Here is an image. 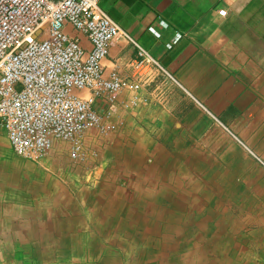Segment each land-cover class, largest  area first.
Segmentation results:
<instances>
[{
	"label": "crops",
	"instance_id": "crops-1",
	"mask_svg": "<svg viewBox=\"0 0 264 264\" xmlns=\"http://www.w3.org/2000/svg\"><path fill=\"white\" fill-rule=\"evenodd\" d=\"M97 1L105 15L131 38V41L123 38L114 40L101 59L103 74L106 76L110 69H114L127 86L114 95V111L109 121L115 127L105 131L88 129L83 136V143L96 151L95 156L83 161H91L88 169L97 167L96 164L100 166V179L95 188H99L100 197L91 196L94 190L86 192L85 196L77 195L89 202L90 219L107 220L103 228H99V233L106 240L111 241L113 233L132 240L138 237L147 240L143 241L140 253L149 258L150 263L157 256L159 258L165 246L164 241L157 238L153 248L145 231L149 220L162 221L167 216L165 220H172V224L185 221L184 225H188L183 244L179 246L173 241L172 248L180 250L182 247L180 252L184 251V256L193 257L191 264H231L229 260L233 258L235 245L225 246L215 233L202 239L203 226L197 221L187 220L186 215L190 209L206 215L210 201L206 197L207 192L217 193L221 189L215 186L207 189V183L202 181L190 184V174L201 175L206 182V178L214 173L208 169L217 164L228 165L241 174L253 173L261 166L264 168V0ZM219 9H225L223 16L217 14ZM64 29L76 37L80 45L89 48L85 36L69 25ZM176 33L177 41L167 48L165 43ZM135 44L143 48L173 80L164 77L153 64L140 61ZM134 81L140 85L132 92L128 85ZM131 93L144 98L145 102L130 105ZM98 100L95 106L100 110L105 102ZM1 149L2 139L0 159L2 156L7 159ZM66 156L68 158L66 142L52 144L46 156L41 158L50 167L42 169L40 163L36 169L32 168L31 173L27 171L28 176L34 171L29 179L38 186L25 185L20 180L25 176V169L18 170L14 166L0 167V177L6 180L7 185L21 187L30 194L38 192L28 195L30 202L35 197L38 200L39 195L43 197V201H37L39 203L56 197L49 219H63L57 208L62 207L60 203L64 198L70 201V219H78L77 212H72L76 210V198L63 184L46 183L54 181L53 176L60 171L57 166ZM116 180L121 184L116 185ZM173 186L178 187L179 194L173 191ZM20 191L24 195V191ZM151 191V196H143ZM162 198L169 200L170 206L155 204ZM132 210L139 215L134 216L135 221L127 219ZM213 213L210 215L208 212L204 217L215 219ZM204 217L201 220H205ZM26 221L14 223L17 231L3 229V233L8 234L7 238L17 239V250L21 253L27 250L29 254L44 259L51 253L62 257L67 251L79 250V241L70 237L63 245V232L59 225L53 232L55 237L48 239L51 244L48 243L47 248L34 244L27 246ZM70 227L73 228V224ZM167 229L164 230L166 234ZM65 231L75 235L73 229ZM160 231L157 228L153 233L159 234ZM254 235L246 233L244 236L256 239V255L264 256L263 229ZM2 237L6 238L5 235ZM190 239L195 240L194 245L188 243ZM101 262L106 264L107 261ZM182 263L186 264V261ZM108 264L113 263L109 261Z\"/></svg>",
	"mask_w": 264,
	"mask_h": 264
},
{
	"label": "built area",
	"instance_id": "built-area-1",
	"mask_svg": "<svg viewBox=\"0 0 264 264\" xmlns=\"http://www.w3.org/2000/svg\"><path fill=\"white\" fill-rule=\"evenodd\" d=\"M217 14L223 16L225 9ZM65 25L85 36L89 48L69 35ZM119 38L131 41L97 0H0V126L15 155L38 161L59 141L67 143L73 163L96 155L83 143L84 133L115 127L109 121L114 95L127 86L114 69L105 76L101 66L109 45ZM177 39L176 33L165 46ZM135 46L140 61L173 80ZM139 85L134 81L128 86L133 92ZM98 99L105 102L100 110ZM139 101L145 99L130 94V105Z\"/></svg>",
	"mask_w": 264,
	"mask_h": 264
},
{
	"label": "rangeland",
	"instance_id": "rangeland-1",
	"mask_svg": "<svg viewBox=\"0 0 264 264\" xmlns=\"http://www.w3.org/2000/svg\"><path fill=\"white\" fill-rule=\"evenodd\" d=\"M0 139H2L3 142V149L1 150L6 153L7 157V159H4L5 156H2L3 158L0 159V167L10 168V166H14L15 169L18 167V170L25 169V176L20 178V180L27 186H38L29 179V176L32 175L34 171L29 176L28 174L31 173L32 168L36 169L40 163L43 165L42 169L49 168L50 166L44 162V159L39 161L25 160L10 151L1 126ZM89 148H91V146H89ZM90 163L91 161L73 163L66 156V159L57 166L60 171L53 176L54 181L46 182L50 183V185L52 182L56 183V185L63 184L67 192L73 198H76V210L73 209L74 211L72 212H77L78 219H70L71 205L68 198H64L63 202L61 201L62 203H60L62 207L57 208V211L63 219H49L51 208L56 204L54 203L56 197L51 198L54 202L50 200L47 201L48 203H39L37 202L38 200L43 201V197L39 195L38 200L36 197L35 199L33 198L35 200V205H33L32 202L34 200L30 202L28 195H34L38 192L30 194L26 189L24 191L21 187L7 185V182L5 183L6 180L0 177V210H2V213H0V264H100L103 260L107 261L106 264H108L109 261L113 264H171L172 262H176L175 264H185L182 263L184 261H186V264L192 263L193 257H188V259L183 255L184 251H182L183 253L180 252L182 247L180 250L179 248H172L175 243L179 246L183 244L188 225H184L185 221L172 224V220H165L167 216H165L162 221L149 220V226L145 231V235L147 233V236L151 238V245L153 248H155V244L158 241L157 238L164 241L163 246H165V250L161 251L159 258L158 256L154 258L156 260H154V262L150 263L149 258L142 256L140 253V249L144 246L143 241L147 240H142L140 237L132 240L119 233H113L111 235V241L106 240L103 235L99 233V228L104 226L107 220L97 221L90 219L91 208L89 202H86L84 197L81 199L78 196H85L86 192L94 190L91 196L95 194L96 198L100 197L99 188L95 190L100 179V166L96 164L97 167L88 169ZM21 164H24V167ZM244 166H246V162H244ZM259 169L264 168L261 166L257 171L254 170L253 173L241 174L236 173L237 171L235 169L232 170L228 165L217 164L213 168L208 169V171L214 172V175H209L210 177L206 178V182H203L205 177H201V175H197L196 173L190 174L192 177L190 179V184L196 182L194 183L195 185L197 181H202V183L209 184L205 186L207 189L213 188L214 186L221 189L220 192L216 193L212 191V193L207 192L206 194V197L210 200L208 201L209 210H206V215H208V212H210L211 215L213 211L215 212L213 213V215L216 216L215 219L218 220H215L212 216L207 218L204 217L206 216L204 212H200V214L194 213L193 209H190V212H188L189 214L186 213V215L187 220L197 221L203 226V234L201 233L202 239L203 237H207L206 235L211 236L212 233H215L225 246L226 244L232 243L235 245L236 248L232 250L233 258L229 260L231 264H264V256L256 255L258 249H256L254 245L256 239L253 238L255 237L254 233L256 231L262 229L264 231V170L260 171ZM29 170L30 172L27 173ZM66 174L67 177L65 176ZM163 178L164 176H162V179ZM172 178L175 179V177ZM38 182H41V179ZM115 183L118 185L121 184V181L116 180ZM14 184H17L15 180ZM54 188L56 187L54 186ZM177 188L178 187L173 186V191L179 194L180 190H177ZM20 190L24 191V195ZM152 192L153 191L146 192L148 194H144L143 196H151ZM155 204L160 205V207H165L170 206V201L162 198L155 201ZM11 206L13 210H11ZM22 207L24 210H21ZM8 214L12 217L10 218ZM14 215L16 217H13ZM135 215H138L137 212L132 210L128 214L127 219L135 220L133 219ZM203 217L205 220H201ZM19 220H27L25 222V241L27 242V246L34 244L39 248H47L48 243L51 244L48 239L55 237L53 232H55L57 225H59V229L63 232V245L67 242L65 241L66 238L70 237L73 240L76 239L77 242L79 241L77 244L79 250L67 251L62 257H60L61 255L59 254L53 255L51 253L44 259L38 257V255L29 254L27 250L21 253L17 250L19 249L17 239L7 238L6 235L8 234L6 232L3 233L4 230L8 229L17 231V227L13 225L14 223L17 225ZM50 221L56 222L51 223ZM57 222L58 224H54ZM5 223L9 224V226L5 225ZM72 224L74 226L73 228L70 227ZM166 227H168L167 234L164 231ZM69 228L75 230V235L72 233L67 234L65 229ZM157 228L161 230L160 233H153V230L156 231ZM149 232L153 233V235L149 234ZM246 233H250L251 236H254L252 239L251 236L245 238L244 235ZM71 234L73 235L72 237L70 236ZM241 234L244 235L240 237L239 235ZM4 235L6 238L2 237ZM157 235H160V237H157ZM121 240L125 241L121 243ZM173 241L175 242L173 243ZM188 243L194 245L195 240L190 239ZM9 249L11 251L5 254ZM152 251H154V249ZM156 254H158L157 251ZM227 256L229 257V255Z\"/></svg>",
	"mask_w": 264,
	"mask_h": 264
},
{
	"label": "bare ground",
	"instance_id": "bare-ground-1",
	"mask_svg": "<svg viewBox=\"0 0 264 264\" xmlns=\"http://www.w3.org/2000/svg\"><path fill=\"white\" fill-rule=\"evenodd\" d=\"M2 169V168H1ZM17 169H18V167H17ZM3 170V169H2ZM8 170V169H7ZM1 171V170H0ZM4 171V170H3ZM9 172H10V170H9ZM7 173V172H6ZM12 175H15V174H12ZM22 178V177H21ZM3 179V178H2ZM8 179V178H7ZM138 218V217H137ZM135 221V220H134ZM129 226V225H128ZM133 227V226H132ZM187 245V244H186ZM191 255H193V254H191ZM195 257V256H194Z\"/></svg>",
	"mask_w": 264,
	"mask_h": 264
}]
</instances>
